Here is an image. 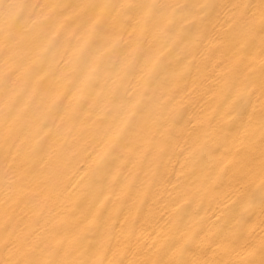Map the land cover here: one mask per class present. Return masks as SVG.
<instances>
[{
  "label": "bare ground",
  "instance_id": "1",
  "mask_svg": "<svg viewBox=\"0 0 264 264\" xmlns=\"http://www.w3.org/2000/svg\"><path fill=\"white\" fill-rule=\"evenodd\" d=\"M0 264H264V0H0Z\"/></svg>",
  "mask_w": 264,
  "mask_h": 264
}]
</instances>
